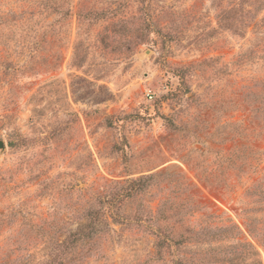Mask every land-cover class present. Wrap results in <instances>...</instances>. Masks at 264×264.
<instances>
[{"label":"rangeland","instance_id":"obj_1","mask_svg":"<svg viewBox=\"0 0 264 264\" xmlns=\"http://www.w3.org/2000/svg\"><path fill=\"white\" fill-rule=\"evenodd\" d=\"M50 1L0 0V264H264V0Z\"/></svg>","mask_w":264,"mask_h":264},{"label":"trees","instance_id":"obj_2","mask_svg":"<svg viewBox=\"0 0 264 264\" xmlns=\"http://www.w3.org/2000/svg\"><path fill=\"white\" fill-rule=\"evenodd\" d=\"M47 8H50V9H55L57 8V3L56 2H52L50 0H47V4L45 5ZM150 179H153V177L151 178H139V179H131L130 181H128V187L125 189L126 191V196H130L132 195L133 193H139V192H142L144 190V187H143V184L146 183V181L150 180ZM83 229V228H81ZM240 229L238 228V231ZM81 231V230H80ZM239 235L242 234V232L240 231L238 233ZM71 237H76V234L74 235H71ZM69 238V239H70ZM67 241V240H66ZM67 243V242H66ZM248 245L251 246V250H252V254L254 257H257L259 256L258 255V251L255 249V247L252 245V244H249ZM253 264H261V262H259V260L257 258L254 259V263Z\"/></svg>","mask_w":264,"mask_h":264},{"label":"water","instance_id":"obj_3","mask_svg":"<svg viewBox=\"0 0 264 264\" xmlns=\"http://www.w3.org/2000/svg\"><path fill=\"white\" fill-rule=\"evenodd\" d=\"M0 149H5V143L2 140H0ZM176 167H177V165L173 164L170 167H167L165 170L167 171V170H170L171 168H176Z\"/></svg>","mask_w":264,"mask_h":264},{"label":"built area","instance_id":"obj_4","mask_svg":"<svg viewBox=\"0 0 264 264\" xmlns=\"http://www.w3.org/2000/svg\"><path fill=\"white\" fill-rule=\"evenodd\" d=\"M147 96H148L150 99L152 98L151 93H148Z\"/></svg>","mask_w":264,"mask_h":264}]
</instances>
